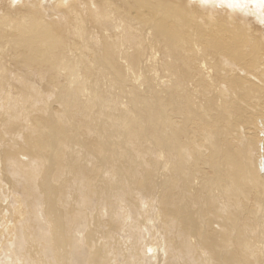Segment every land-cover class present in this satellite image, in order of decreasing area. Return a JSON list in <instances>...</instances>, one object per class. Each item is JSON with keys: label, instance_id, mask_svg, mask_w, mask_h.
Wrapping results in <instances>:
<instances>
[{"label": "bare ground", "instance_id": "6f19581e", "mask_svg": "<svg viewBox=\"0 0 264 264\" xmlns=\"http://www.w3.org/2000/svg\"><path fill=\"white\" fill-rule=\"evenodd\" d=\"M4 102L0 264H264V0H0Z\"/></svg>", "mask_w": 264, "mask_h": 264}, {"label": "rangeland", "instance_id": "374dc122", "mask_svg": "<svg viewBox=\"0 0 264 264\" xmlns=\"http://www.w3.org/2000/svg\"><path fill=\"white\" fill-rule=\"evenodd\" d=\"M52 18H53V17H52ZM1 62H2V64H5V60H2ZM113 89H115L114 86L110 89V91H111L110 94H111V93L114 94V93H116V91L118 92V90H115V91H114ZM117 102H119V100H118ZM117 102L114 101V103H117ZM5 105H7V102H6V103L4 102L3 104L0 105V110H2V108L5 107ZM112 105H114V104H112ZM154 151H155V149H154V150L152 149V150L150 151V153L147 152V155H148V154H151L150 156L148 155V156H149V157H148V163H149L150 165H152V164H154L155 162L158 161V158L155 159V157L152 158V160L150 159L151 156L153 157V156H155V155L157 154V152H156V151L154 152ZM134 152H136V151H134ZM151 152H152V153H151ZM153 152H154V153H153ZM132 154H133V156L136 158L137 162H139V165L141 166V168L145 169L146 166L144 165V163L147 161V159H143V157L145 158V156H144V155L141 156V158H142V159H141V158H140V155H139V156L136 155L137 153H132ZM157 155H158V154H157ZM136 156H137V157H136ZM156 157H157V156H156ZM146 158H147V156H146ZM138 160H139V161H138ZM141 161L143 162V164H142L143 166L140 164V163H142ZM152 162H153V163H152ZM158 162H159V161H158ZM158 162H157V163H158ZM157 163L154 164V166H156ZM145 164L147 165V162H146ZM152 166H153V165H152ZM146 169H147V167H146ZM125 170H126V169H125ZM126 172H127V170H126ZM134 173L136 174V173H138V172H137V171H134ZM128 174H129V172H128ZM135 174H131V173H130V176H131L132 178H135V176L137 175V174H136V175H135ZM105 177H108V176H105ZM136 190H137V189H135V191H131L132 193L130 192V193H131L130 196L132 195L130 198H131V199H133V198L135 199L134 202H133V205L131 206L132 208H131L130 206H129V207L127 206L128 209H130V210H129V215H130V217L133 216L132 219L129 217V215H125V214H124L125 216H128V217H126V218H128V221H127V219H126V218L124 217V215H123V212H121V213H117V214H120V216H119V217H116L117 220L120 219V220H122V221H123V219L125 218L124 221H127V222H128V223H127V222L124 223V224L126 225L125 227L128 228V229H127L128 232L125 231L127 234H128L129 232H131V231L133 232V230H130V229H132V228L129 227V225H130V224H129V223H130L129 220L131 219V222H133V223H131V224H132L131 226H132V227L134 226V228H135V226L138 225L137 222H136V218H137V214H136V213H138V215H139L140 212H141V213H143V212H146V213H147V212H148L147 210H149V207L147 206V205H149V203H148L147 201H146V203H145V200H143V202H142V200H141L142 198L136 200L137 198L140 197V196H139V197H136V196H138V193H137L138 191L136 192ZM153 191H154V190H152V191L150 190V193L153 194ZM133 192H135L136 196H135V194H134ZM140 193H141L143 196H145V195L147 196V194H145L146 192H144V194H143V192H140ZM148 193H149V192H148ZM133 194H134V195H133ZM141 194H140V195H141ZM83 195H84V193H82V196H83ZM116 197H117V196H116ZM115 199L118 200V197L113 199V200L116 202L117 200H115ZM139 200H141V202H140ZM138 201H139L140 203H139ZM115 202H114V203H115ZM129 203L131 204V202H129ZM135 203H136V204H135ZM145 204H147V205L144 207ZM138 205H139V206H138ZM119 206H120V205H119ZM134 206H136V207H134ZM140 206H141V207H140ZM142 206H143V207H142ZM116 207H118V205H116ZM138 207H139V208H138ZM146 207H148V208H147V209H144V208H146ZM120 208H121V206H120ZM137 208H138V209H137ZM114 209H115V204H114ZM134 209H135V210H134ZM136 209H137L138 211H137ZM139 209H141V210L139 211ZM104 210H105V209H104ZM115 210H116V209H115ZM120 210H121V209H120ZM120 210H119V212H120ZM106 211H107V209H106ZM106 211H105V213H106ZM132 211H135L136 213H134V212H132ZM101 213H102V212H101ZM133 213H134V214H133ZM147 214H148V213H147ZM131 215H132V216H131ZM134 215L136 216V218L134 217ZM129 218H130V219H129ZM134 218H135V220H134ZM124 221H123V222H124ZM114 222H115V220H114ZM116 223H117V222H116ZM120 223H122V222H120ZM128 224H129V225H128ZM135 224H136V225H135ZM127 226H128V227H127ZM155 231H156V228H155ZM135 233H138V232H135V231H134L133 234L135 235ZM139 233H140V232H139ZM127 234H125V235H127ZM129 234L132 235V236H130V235L126 236V238L128 239V240L126 239V240L128 241V244H131V243L134 244V243H135V240H134V241H133L132 239L130 240V238L133 237V239L135 238L136 241L139 240L138 242H140L139 244H142V246H144L143 244H148V245H149L150 243H148V239H150L149 242H151V236H154L153 234H150V233H149L146 237H145V235H144V236H143L144 238H142V235H143L142 233L139 234V235L137 234V235H135V236H134L132 233H129ZM140 235H141V238H140ZM149 235H150V236H149ZM137 236L139 237V239H138ZM146 238H148V239H146ZM152 238H153V237H152ZM140 239H141L142 241H141ZM129 241H132V242L130 243ZM145 241H146L147 243H146ZM133 242H134V243H133ZM138 242H136V244H134V245L131 244V245H132L131 247H132V248L135 247V246L138 247V245H139ZM151 243H152V242H151ZM152 244H153V243H152ZM152 244H151V247L153 248V246H154V248H155V249L157 248V250H158V247H159V246H158V247H155V244H153V245H152ZM125 246H126V245H125ZM127 246H128V245H127ZM127 246H126V249L128 250L129 247H127ZM149 246H150V245H149ZM123 249H125V248H122L121 251H123ZM129 249H130V248H129ZM160 250H161V249H160ZM130 251H131V250H130ZM130 251H129V252H130ZM158 251H159V250H158ZM158 251H156V252H157L156 254H158ZM160 252H161V251H160ZM121 253H122V252H121ZM131 253H132V251L130 252V254H131Z\"/></svg>", "mask_w": 264, "mask_h": 264}]
</instances>
